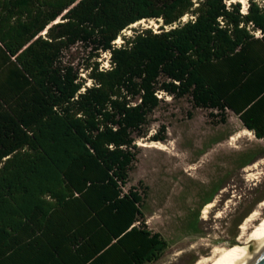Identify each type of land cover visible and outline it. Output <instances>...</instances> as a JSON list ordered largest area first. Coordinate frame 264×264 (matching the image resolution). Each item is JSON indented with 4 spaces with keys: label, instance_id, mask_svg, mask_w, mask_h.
<instances>
[{
    "label": "trees",
    "instance_id": "16d2710c",
    "mask_svg": "<svg viewBox=\"0 0 264 264\" xmlns=\"http://www.w3.org/2000/svg\"><path fill=\"white\" fill-rule=\"evenodd\" d=\"M160 93L264 139V0H0V264L161 259L124 191Z\"/></svg>",
    "mask_w": 264,
    "mask_h": 264
},
{
    "label": "rangeland",
    "instance_id": "374dc122",
    "mask_svg": "<svg viewBox=\"0 0 264 264\" xmlns=\"http://www.w3.org/2000/svg\"><path fill=\"white\" fill-rule=\"evenodd\" d=\"M159 26L156 20H143L122 36L131 37L141 28L158 31ZM122 43L120 38L116 44ZM84 56L79 47L68 54L75 64ZM109 57L102 54V68H110ZM91 84L88 80L87 86ZM159 95L163 100L150 116L147 135L136 138L139 149L134 150L137 157L124 191L135 187L142 193L145 225L169 244L161 259L151 264H196L216 247L242 244L243 226L252 212L261 215L249 224L246 237L264 220V139L247 131L233 113L222 122L221 114L194 108L188 97ZM238 133L241 137L233 141ZM141 142H157L168 149L144 148ZM206 201L214 206L204 215Z\"/></svg>",
    "mask_w": 264,
    "mask_h": 264
},
{
    "label": "bare ground",
    "instance_id": "6f19581e",
    "mask_svg": "<svg viewBox=\"0 0 264 264\" xmlns=\"http://www.w3.org/2000/svg\"><path fill=\"white\" fill-rule=\"evenodd\" d=\"M235 2L236 0H231ZM244 3L245 0H238ZM141 22V21H140ZM139 23V22H138ZM135 25V24H134ZM120 38L116 41L118 43ZM238 136H232V140L236 141ZM140 146L144 148H156L161 151H166L168 148L163 144H158L153 142L147 144L141 142ZM262 211L264 212V201L261 202ZM214 206V202H210L205 207L203 213L207 215L209 210ZM261 213L254 211L247 218L245 225L242 227L244 229V234L242 239L246 238L242 244H237L234 248L228 249L227 247H216L211 256L204 257L200 259L196 264H252L263 252H264V220L260 221L255 228L250 232L248 237H246V232L249 230V224H253L259 220ZM204 217V216H203ZM205 218V217H204ZM242 239H240L242 241Z\"/></svg>",
    "mask_w": 264,
    "mask_h": 264
},
{
    "label": "crops",
    "instance_id": "0c3cea01",
    "mask_svg": "<svg viewBox=\"0 0 264 264\" xmlns=\"http://www.w3.org/2000/svg\"><path fill=\"white\" fill-rule=\"evenodd\" d=\"M243 12L246 13V9L243 10ZM256 37H261V33H260V32L256 33ZM255 78H257V75L255 76ZM227 113H233L236 117L239 118V120L242 122L244 128L247 129V131H249V132H251V133H254L252 130H249V129L245 126V124L243 123V121H242L241 118H240V114H237V113L233 112L232 110H227Z\"/></svg>",
    "mask_w": 264,
    "mask_h": 264
},
{
    "label": "water",
    "instance_id": "95a60500",
    "mask_svg": "<svg viewBox=\"0 0 264 264\" xmlns=\"http://www.w3.org/2000/svg\"><path fill=\"white\" fill-rule=\"evenodd\" d=\"M252 264H264V252Z\"/></svg>",
    "mask_w": 264,
    "mask_h": 264
},
{
    "label": "flooded vegetation",
    "instance_id": "af4514ba",
    "mask_svg": "<svg viewBox=\"0 0 264 264\" xmlns=\"http://www.w3.org/2000/svg\"><path fill=\"white\" fill-rule=\"evenodd\" d=\"M205 205L207 206V201L205 202Z\"/></svg>",
    "mask_w": 264,
    "mask_h": 264
}]
</instances>
